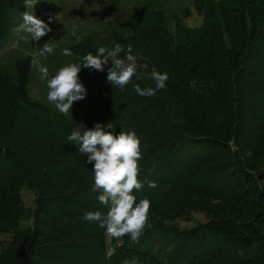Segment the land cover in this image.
<instances>
[{"label":"trees","instance_id":"obj_1","mask_svg":"<svg viewBox=\"0 0 264 264\" xmlns=\"http://www.w3.org/2000/svg\"><path fill=\"white\" fill-rule=\"evenodd\" d=\"M190 7L197 26L184 20ZM25 11L24 0H0V46ZM115 44L124 47L118 58L131 46L147 67L123 91L107 81L111 62L103 72L82 68L84 129L99 123L113 135L136 133L144 186L133 194L150 201L151 227L133 242L84 219L108 209L91 191L92 165L68 140L79 122L27 94L26 55L15 60L14 75L0 69V264H264V165L255 167L264 164V0H189L174 9L134 0L103 38L68 44V62ZM153 67L168 73L167 86L142 97L135 85L154 88ZM22 187L33 194L30 212ZM196 211L207 220L176 222Z\"/></svg>","mask_w":264,"mask_h":264},{"label":"clouds","instance_id":"obj_2","mask_svg":"<svg viewBox=\"0 0 264 264\" xmlns=\"http://www.w3.org/2000/svg\"><path fill=\"white\" fill-rule=\"evenodd\" d=\"M38 0H24L25 12L21 13L22 23L12 29L20 40L25 42L31 40L39 42L41 37L51 31L48 24L36 18L33 14V7ZM30 9L31 11H29ZM53 17H49V23L53 22ZM56 19L59 20V17ZM57 47L56 41L49 39L42 48L36 49L30 61V66L36 69L41 76V80L47 81V100L54 104L56 110L68 116L71 113L73 102L81 101L85 98L86 89L79 82L78 73L82 68L94 69L103 72L104 66L111 62L108 69L107 81L113 86H119L121 91L129 84L133 77L137 80L142 78V73L138 72V67L146 68V65H137V58L132 55L133 49L128 46L124 58H118L124 51L120 44H115L109 48L101 46L96 55L91 53L83 57V62L70 63L48 79L49 70L42 65V59L54 54ZM64 56H73L69 49L63 50ZM79 60V57H77ZM150 78L155 87H145L141 89L139 84L135 85L134 91L142 97H155L157 91L163 90L167 86L169 75L160 72L155 67L152 68ZM106 127H111L107 124ZM68 140L78 145V151L87 157V163L92 165L94 173L93 192L100 193L97 197L101 205L108 211L103 214L99 211L87 212L84 219L90 223H97L105 234L111 238L130 237L133 242H138L146 227L150 228L149 209L150 201L141 199L137 203V197L133 194L142 190L144 184L138 179L140 167L138 161L141 160L140 139L134 131L123 132L113 135L110 131H105L104 127L97 123L90 130L75 128ZM150 188H155L156 184L147 181Z\"/></svg>","mask_w":264,"mask_h":264},{"label":"rangeland","instance_id":"obj_3","mask_svg":"<svg viewBox=\"0 0 264 264\" xmlns=\"http://www.w3.org/2000/svg\"><path fill=\"white\" fill-rule=\"evenodd\" d=\"M161 1L167 9H174L189 3V0ZM133 2L134 0H38V3L32 9L33 14L36 18L48 24L51 31L41 37L39 42L31 40L30 37L29 41L25 42L20 40L17 34L13 33L14 37L6 39L0 46V69L9 75H14V62L16 59L26 55L33 57L36 49L42 48L49 39H52L57 43L55 52L47 56L46 59H42V65L49 70L48 79H51L59 69L69 64L67 56L63 55V50L67 48L68 44L76 43L84 35L92 38H103L111 27L116 26L123 19ZM28 10L31 11L30 9ZM190 13L191 15L184 19L186 24L189 26H197L200 23V17L191 7ZM49 17L54 18L52 23H49ZM57 17H59V20L56 19ZM79 82L81 83L80 80ZM48 91L47 81H42L40 73L31 67L29 78L26 82L27 94L31 98L44 101L49 109L58 112L54 104L47 100ZM88 103L86 94L83 100L73 102L71 113L65 117L68 119H76L79 122L78 125L84 129V119L89 108ZM227 141L233 149L232 139ZM263 165V162L259 160L255 167L260 168ZM242 188L243 192H241V197H244V204H248V198H251L250 195L252 193L245 191V186ZM20 195L24 206L30 212L33 207L32 192L22 187L20 189ZM252 211L253 209H249L247 213H251ZM27 216L19 222V227H25L29 224ZM206 220L207 218L204 212L196 211L192 213L189 221L177 220L176 222L181 227H191L195 223H202ZM247 252L249 253V251ZM121 264L142 263L132 259L125 260Z\"/></svg>","mask_w":264,"mask_h":264}]
</instances>
